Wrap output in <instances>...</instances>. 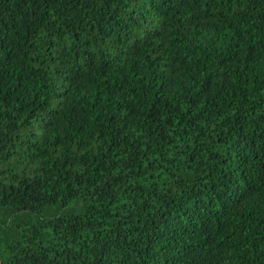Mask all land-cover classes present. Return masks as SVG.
Returning <instances> with one entry per match:
<instances>
[{
    "label": "trees",
    "instance_id": "trees-1",
    "mask_svg": "<svg viewBox=\"0 0 264 264\" xmlns=\"http://www.w3.org/2000/svg\"><path fill=\"white\" fill-rule=\"evenodd\" d=\"M0 264H264V0H0Z\"/></svg>",
    "mask_w": 264,
    "mask_h": 264
}]
</instances>
